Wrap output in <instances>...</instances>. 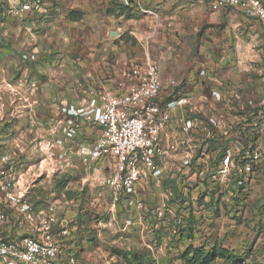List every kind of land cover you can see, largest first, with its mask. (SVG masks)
I'll return each instance as SVG.
<instances>
[{
  "label": "rangeland",
  "instance_id": "rangeland-1",
  "mask_svg": "<svg viewBox=\"0 0 264 264\" xmlns=\"http://www.w3.org/2000/svg\"><path fill=\"white\" fill-rule=\"evenodd\" d=\"M44 1L50 8L35 16L28 31L0 11V107L8 100L1 93L5 82L23 77L12 87L26 99L24 114L53 115L54 107L71 92L115 89L124 82L131 64L149 58L165 83H176L174 90L167 88L169 95L187 85L193 91L204 87L201 96L206 100L198 107L211 105L219 113L226 112L212 119L214 137L197 141L201 148L191 158L197 165L173 167V172L166 169L175 175L170 192L154 185L155 174H151L137 186L140 192L147 190L146 197L135 195V204L127 205L160 207L165 217L152 219L148 226L141 219L142 226L139 215L121 199L112 220L111 197L103 187L102 198L86 213L89 222L78 228L81 241L100 232L94 240L100 248L109 251L115 243L120 248L129 246L158 264H180V254L191 246L204 252L224 249L244 264H264L257 260L264 252V30L234 10L207 13L196 5L199 0H127L130 6L126 8L121 6L123 0ZM145 9L163 10L172 18L165 33L158 32L159 26L154 30L152 18L141 12ZM149 31L154 33L146 43L143 37ZM214 92L223 93L224 100L211 101ZM229 111L246 115H227ZM225 123L228 137L223 133ZM25 135L16 129L7 140L23 143ZM58 144L62 142H37L36 151L26 159L62 162L65 150ZM226 151L231 152L234 164L223 178L219 165ZM255 153L258 159L251 165ZM240 162L251 165L252 171L240 173ZM111 172L112 168L103 169L105 176ZM162 176L158 174L159 179L170 177ZM71 219L69 225H74L75 216ZM177 219H182L181 224ZM216 264L223 260L218 258Z\"/></svg>",
  "mask_w": 264,
  "mask_h": 264
},
{
  "label": "built area",
  "instance_id": "built-area-1",
  "mask_svg": "<svg viewBox=\"0 0 264 264\" xmlns=\"http://www.w3.org/2000/svg\"><path fill=\"white\" fill-rule=\"evenodd\" d=\"M201 1L210 12L234 10L264 30V0ZM122 5L130 6L127 0H123ZM0 7L16 19L40 14L50 8L44 0H0ZM141 12L152 18L155 30V26H159L158 15L148 9ZM153 33L149 31L143 37L146 43ZM124 79L115 89L94 93L76 107L68 108L62 103L60 108L63 113L72 115V124L68 128L62 122L52 125L53 131L64 132L65 144L72 142L83 127L98 132L92 142L79 144L76 154L80 163L90 171H94L100 161L112 160L113 170L107 181L111 197L108 212L112 220L119 201L124 199L126 205L135 204L136 187L154 171H162L163 178L169 177L166 170L168 161H175L176 167L197 165L198 161L191 160L201 148L197 141L205 142L214 137L216 123L212 119L221 115L211 105L199 109L202 101L198 96L180 94V91L177 95L173 94L174 91L169 95L167 88L174 90L176 83L171 81V85L165 88L159 67L149 58L142 63L131 64ZM168 96L170 100L162 103ZM213 96V102L224 100L221 92H214ZM223 126V133L228 137L229 125L225 123ZM251 158L252 165L258 155L255 153ZM9 163L8 154L0 156V192L4 201V207H0V226L9 224L14 236L0 240V264H82V259L86 260L84 264H127L112 250L130 251L129 248H120L115 243L108 251L97 246V242L79 241L77 227L69 225L54 210L37 213L25 198L26 188L19 189L20 175L7 167ZM233 164L231 152L226 151L219 165L221 177L229 174ZM251 165L238 163L240 173L249 174ZM7 208L16 214L11 223ZM130 208L139 215L138 223L142 226L141 219L148 226L152 219L160 220L166 215L160 207L132 206L128 210ZM181 222L182 219H177V223ZM126 224L129 225V221ZM93 237L100 238V232ZM147 247L152 251L150 245ZM153 264L158 262L153 260Z\"/></svg>",
  "mask_w": 264,
  "mask_h": 264
},
{
  "label": "crops",
  "instance_id": "crops-1",
  "mask_svg": "<svg viewBox=\"0 0 264 264\" xmlns=\"http://www.w3.org/2000/svg\"><path fill=\"white\" fill-rule=\"evenodd\" d=\"M196 5L207 13L210 12L201 0H199ZM50 6L51 5L48 3V7ZM158 8L159 7H157V9ZM157 9L154 11L152 9L149 10L158 15V32L161 34L165 33L167 28L166 23H171L170 19L172 18L163 10ZM0 11L4 17H7V19H15L21 26L24 27L25 30L27 29V31L35 24V16L40 15H29L27 17H23L22 19H16L5 13L1 7ZM27 33L29 32H26V35H28ZM22 78L23 77H20L19 80L15 78V80L17 79L15 82L23 81ZM15 82L6 81L4 84V88L6 89L1 91L2 94H6L8 96V100L3 102L4 107H0V112L3 111L2 115H0V156L3 154H8L10 156V163L7 167L14 169L20 175L18 187L19 189L26 188L25 198L34 206L37 213H44L49 209H52L60 218H63L67 222H71V218L74 216L76 220L73 222L75 223L85 224L83 219H86V223L89 222L87 220L86 213L91 210V207H96L97 202L102 198V192L100 191L103 187H107V181L111 175L109 174L105 176L103 174V169L112 168L113 170L112 160H102L97 163L94 171L88 170V168L80 163L76 154L77 147L79 144L92 142L97 137L98 132L89 127H83L77 133L72 142L65 144L63 142L64 132H53L52 125L56 122H62L64 127L68 128L72 124V115L63 113L60 108V104L65 103L68 108L76 107L89 100L92 95L97 92H86L85 90L79 91V94H71V92L69 97H67L64 101L62 100V103L60 102L56 107H54L52 112L53 115H47L46 117L45 115H25L23 107L25 106L24 101H26V99H24L21 90L17 91L16 88L12 87V84ZM162 84L165 88L168 86V83H165L163 80ZM227 86H229L228 83L226 87ZM184 89L185 90H180V94L192 90L188 85ZM204 90V87H199V89L196 87V90H192L190 93L191 95L200 97L204 94ZM200 99L202 104L206 100V98L202 96ZM32 103L36 104L37 101H32ZM202 106L203 105L199 106V108L202 109ZM232 114L234 115V113L230 111L227 112V115ZM221 115H226V112L223 114L221 113ZM16 129H21L26 134L25 142L19 144H12L8 142L7 137L14 133ZM32 137L34 138L32 139ZM41 141H48L50 143L62 142V144L58 145L65 150L64 161L58 162L56 160L52 161L47 159L40 162H32L27 160L26 158H29L32 155V152L34 153L33 150L36 151V143H40ZM54 148H56L58 152L61 151V149H57L56 146ZM44 165L48 166L47 170ZM175 165V161H168L166 163V169L173 172L174 170H172V168L176 167ZM51 168L52 171H49ZM54 168L55 170H53ZM170 172H168L170 176L169 179L161 180L159 179L158 174L162 173V171L159 172L156 170L154 172L155 175L151 179L152 183L159 186L163 189V191L170 192L172 190L171 186L175 182V175ZM165 184H167V187H165ZM59 185H61V189L59 188ZM137 190L138 192L136 191L135 193L136 197H142L144 199L146 197L147 190L145 192H140L139 187H137ZM3 202V196L0 192V207H4ZM126 208L128 209L129 206L126 205ZM6 211L11 218V223L13 221V217H16V214L13 210L8 208ZM196 217L198 218L197 215ZM13 236L14 231L9 224L0 226V240L9 239ZM261 244L264 245V243ZM126 248L130 247L127 246ZM263 248H261V250ZM257 260H261L264 263V252L260 254V257Z\"/></svg>",
  "mask_w": 264,
  "mask_h": 264
},
{
  "label": "trees",
  "instance_id": "trees-1",
  "mask_svg": "<svg viewBox=\"0 0 264 264\" xmlns=\"http://www.w3.org/2000/svg\"><path fill=\"white\" fill-rule=\"evenodd\" d=\"M121 6L123 8H126V6L122 4ZM169 100H170L169 97H164L162 100V103H165ZM242 114L246 115V113H242V112L234 114V115L240 116ZM83 221L86 224V219H83ZM80 224L74 223V225L77 227L76 235H78L79 241L82 240L81 239L82 237L78 233V228H80L81 226L83 227L82 224L84 223H80ZM179 233L180 231H178V236H180ZM94 240H95L94 237L89 239L90 242H94ZM112 252L116 254L117 256H121L122 259L127 264H153L152 261L148 262L146 258H144L142 255L135 253L134 251H131V250L125 251V250H120V249H113ZM218 258L223 260V264H241V262L244 264V260L239 259V256L233 254L232 252L227 253L224 249H216L215 247L210 249L208 252H204V250L201 247L191 246L188 249H186L184 252H182L179 256L180 264H216V260Z\"/></svg>",
  "mask_w": 264,
  "mask_h": 264
},
{
  "label": "water",
  "instance_id": "water-1",
  "mask_svg": "<svg viewBox=\"0 0 264 264\" xmlns=\"http://www.w3.org/2000/svg\"><path fill=\"white\" fill-rule=\"evenodd\" d=\"M112 35H116L115 33H113Z\"/></svg>",
  "mask_w": 264,
  "mask_h": 264
}]
</instances>
